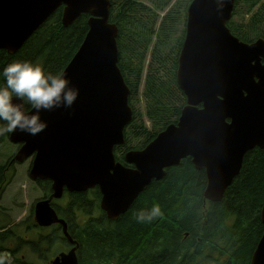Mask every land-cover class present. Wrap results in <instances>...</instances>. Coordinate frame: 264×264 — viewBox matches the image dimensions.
<instances>
[{"label": "water", "instance_id": "obj_1", "mask_svg": "<svg viewBox=\"0 0 264 264\" xmlns=\"http://www.w3.org/2000/svg\"><path fill=\"white\" fill-rule=\"evenodd\" d=\"M234 0H192L176 80L186 98L175 124L142 150L114 158L132 120L129 90L117 67V28L109 22L110 0H0V51L17 52L59 8L62 25L88 15L87 33L64 69L79 95L71 109L42 111L47 127L38 135L14 132V162L33 158L29 178L49 181L51 195L34 208L38 227L61 226L73 247L49 264H78L77 245L51 207L64 191L98 188L100 209L116 221L166 169L189 158L204 171V198L219 202L240 173L243 158L264 148V40L240 42L226 28ZM262 235L250 264H264Z\"/></svg>", "mask_w": 264, "mask_h": 264}, {"label": "trees", "instance_id": "obj_2", "mask_svg": "<svg viewBox=\"0 0 264 264\" xmlns=\"http://www.w3.org/2000/svg\"><path fill=\"white\" fill-rule=\"evenodd\" d=\"M191 1L176 0L171 6L173 0H110L109 22L117 28V67L130 91L128 102L133 110L132 120L124 130V145L113 151L118 162L124 161L128 150L143 149L166 126L175 124L185 106L176 71ZM242 1L247 13L240 12L236 0L233 17L227 24L229 31L242 42L264 39L260 32L261 27L264 29V0ZM248 14L251 16L246 20ZM61 18L59 8L17 52L0 51V70L13 60H29L53 73L64 71L87 33L89 16H80L68 27L62 25ZM146 52L149 53L145 55ZM149 59L144 97L151 130L145 128L130 101L143 73H147L143 71ZM130 135L139 136L141 146L127 147ZM8 137L0 136V148ZM14 156L0 162V253H10L12 264H31L22 251L28 246L37 251L43 241L39 238L38 244L30 243L22 237L20 228L26 226L31 215L11 226L1 205L2 188L14 177ZM37 183L44 187V193L51 189L50 184ZM206 183L204 171L196 170L188 158L166 169L161 180L152 181L116 221H110L99 210L100 198L94 191L68 194L66 206L56 211L65 219L67 231L77 245L78 264H194L197 259L204 264H250L263 229L260 211L264 203V148L246 153L240 173L219 202L204 198ZM153 207L159 208L158 215L137 221V212L147 214ZM78 211L89 217L73 228ZM54 231V239L66 241L62 235L57 236L60 228Z\"/></svg>", "mask_w": 264, "mask_h": 264}, {"label": "clouds", "instance_id": "obj_3", "mask_svg": "<svg viewBox=\"0 0 264 264\" xmlns=\"http://www.w3.org/2000/svg\"><path fill=\"white\" fill-rule=\"evenodd\" d=\"M78 95L79 89L63 71L53 73L29 60H13L0 70V136L38 135L47 127L41 112L71 109ZM159 211L141 210L135 217L138 222L151 220ZM0 264H12L11 254L0 253Z\"/></svg>", "mask_w": 264, "mask_h": 264}, {"label": "rangeland", "instance_id": "obj_4", "mask_svg": "<svg viewBox=\"0 0 264 264\" xmlns=\"http://www.w3.org/2000/svg\"><path fill=\"white\" fill-rule=\"evenodd\" d=\"M175 2L176 0H173L171 6ZM145 5L150 6L148 2H145ZM238 8L240 9V12H242L243 14L247 13V7L242 0H239ZM250 16L251 14H248L246 16V20H248ZM236 20L238 21V18H236ZM260 32L264 35L263 27L260 28ZM148 53L149 52H146L145 55ZM149 61H151V59L146 60L145 68L143 71L147 73L145 74L143 73L138 86V90L132 95L130 99L131 105L133 106L135 113L141 116V119L143 121L142 123L147 130H151V124L145 114L146 106H145V97H144V84H145L146 76L150 74V72L148 71V68L150 67ZM130 76L132 78V82H134L135 76L133 74ZM129 139L130 140L127 147H129L130 149L135 148L136 145L141 146L142 144V141L141 139H139V136L134 137L133 135H130ZM17 150H18L17 146L11 144L8 141L5 142L4 145L0 148V162L5 163V161L8 158H11L16 153ZM133 150H140V149H133ZM32 160L33 158H29L28 160L22 163H16L13 180L9 183V185L2 188V190H4V193H3L1 205L3 206V208H5V215L8 216L9 220L12 223L11 224L12 226L16 225L18 223L17 221L19 220L22 221L23 219L28 217L29 214L31 215L30 218L26 220V222L24 223L26 226H22L20 228L22 237L26 238V241L28 240L34 241L37 244L39 238H42L43 241L41 244H38L41 247L37 249V251H33V249L30 247L25 248V250L22 251V255L24 256L25 260L31 264H45L46 263L45 261H47L48 259L50 260L53 259V257L57 253L62 252L63 249L67 248L66 247L67 245L63 243L64 241H60L57 239L54 241V242H58L56 246L51 244L52 241L54 240V238L52 237L53 233L56 232L54 230L57 229V227L52 229L50 227L38 229L35 228L33 225L34 203L42 200V194H50V190L44 193V187L42 189L37 182H35L34 180L28 177L27 173L30 170V164L32 163ZM43 182L50 184L49 181H43ZM66 203H67V196L64 197L62 196V198L56 204H59L62 207H64L66 206ZM74 208L77 209L76 207ZM60 216L62 217L61 214ZM65 217L67 218L68 215L65 214ZM88 217L89 216L83 213L82 211H78L77 216L74 218L75 223L72 225V227L74 228L76 225L79 226L82 225L84 218H88ZM58 235L61 237L62 233L57 232V236Z\"/></svg>", "mask_w": 264, "mask_h": 264}, {"label": "flooded vegetation", "instance_id": "obj_5", "mask_svg": "<svg viewBox=\"0 0 264 264\" xmlns=\"http://www.w3.org/2000/svg\"><path fill=\"white\" fill-rule=\"evenodd\" d=\"M94 191V193H98L97 195H99V198H101V196H100V193H99V190H98V188L97 187H95V188H93V189H91V190H88V191H86V193H88V192H93ZM85 193V192H84ZM68 192H64V195L63 196H68ZM52 207L55 209V210H59V209H63V207L61 206V205H59V204H56V203H52ZM57 213H58V211H57ZM58 215H60L59 213H58ZM12 226V225H11ZM57 227V229L59 228V225H53V226H51L50 228L52 229V228H56ZM56 230V229H55ZM56 239H54L53 240V242L55 241ZM31 242H33V241H30V243ZM62 243V242H61ZM63 243H65L67 246V248H65V249H63L62 250V252H59V253H57L54 257H53V259L57 256V255H59L60 253H66V252H68L72 247H73V245H71L68 241L66 242V241H64ZM51 244H53L54 246H56L57 244H58V242H54V243H51ZM32 245V244H31ZM28 248H29V246H28ZM61 248V247H60ZM53 259H48L47 261H45L46 263L45 264H49ZM197 264H204V262H203V260L202 259H197ZM44 263V262H43Z\"/></svg>", "mask_w": 264, "mask_h": 264}]
</instances>
